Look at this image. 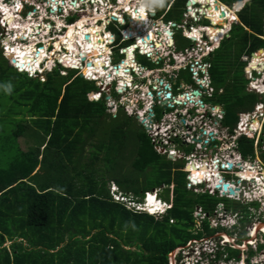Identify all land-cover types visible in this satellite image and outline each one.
I'll list each match as a JSON object with an SVG mask.
<instances>
[{
	"label": "trees",
	"instance_id": "obj_1",
	"mask_svg": "<svg viewBox=\"0 0 264 264\" xmlns=\"http://www.w3.org/2000/svg\"><path fill=\"white\" fill-rule=\"evenodd\" d=\"M154 1L149 0L148 3L152 4ZM219 1L232 6L243 0ZM170 2L163 4L161 13L166 11ZM186 2L187 0L176 2L177 13L179 6ZM196 2L204 5L199 12L207 16L211 22H221L226 26L208 29L214 43L218 33L221 40L225 35L221 32L225 31L228 24L226 20L229 13L224 8L226 5L216 0H213L211 7L207 5V0H196ZM148 8V5L139 1L128 10L132 16V25L126 34L131 33L130 38H137L138 45L142 46V53L148 50L146 42L143 41L146 35L142 36L151 26ZM172 10L167 12V18H173ZM222 11L226 12L224 18L220 17ZM238 18L243 26L234 25L230 36L221 42L220 48L207 60L210 64L208 72L211 85L215 90L210 101L221 105L224 109L223 125L230 127L231 133L238 123L239 113L253 111L260 99L259 95L248 92L247 85L244 86L247 79L245 64L241 59L243 56L251 57L258 52L248 71L264 63V52H259L261 49L264 50V0L247 2L238 13ZM121 22L124 23V20L121 19ZM105 27L106 24L98 27L96 33L89 30L85 34L77 29L68 42L63 43L59 49L61 52L65 46L68 51L63 62L70 67L74 64L83 71L84 76L90 78L95 75L96 79H103L111 68L118 70L116 73L122 78L131 77L130 69L125 70L123 66L114 67L110 61L108 64L105 62L108 57L105 55L106 40L100 35V31ZM198 33L201 35L200 32ZM115 34L119 43L122 39L120 29ZM86 35H89L90 42L85 39ZM189 44L194 43L189 41ZM34 49L36 47L26 49L22 55H11L20 59L21 70L27 68L23 63L29 62L30 66L27 70L34 73L33 67L43 55V49L40 51L36 49L35 56L31 57L32 55L28 53L34 52ZM125 53L127 61L124 62V66L136 68V65H133L136 63L134 49H126ZM116 54L119 55L118 51ZM86 59L90 62L88 66L83 65ZM150 63L151 66H157L153 62ZM61 71L62 67L56 69L54 74L47 75L46 81L32 79L10 66L0 52V101L8 102L9 99L11 106L9 111L0 113V121L10 116L16 125L13 133L9 134L14 141L13 144H5L0 150L2 152L0 154V264H169V255L175 249L186 247L189 242L203 238L201 231L191 232V229L199 227L196 225L194 210L196 207V210L200 208L204 213L203 218L200 219L201 229L204 232L208 225L203 223L210 220L220 204H223L233 216H239L243 226L250 223L251 213L247 205L242 206V203L231 199L219 198L237 202L238 205L232 211L220 200L216 201L215 205L208 204L210 211H205L203 204L195 196L210 193H196L188 188V175L185 189L194 195L192 197L187 194L184 197L186 191L182 189L178 177L189 172L184 170V166L180 167L181 164L169 161L165 155H161L157 144H153V139L143 131L139 136L141 140L137 141L139 157L132 166L135 169L145 170L153 167L155 161L161 162L157 170L160 177L165 176L167 181H163L161 186L154 187L152 191L161 189L163 192L168 191V196L164 193L168 198L170 192L173 193L175 206L169 213L157 216L148 212L129 210L122 203L116 202L107 186L103 188V184L100 183L102 177L98 178L93 173L92 176L87 175L85 172L88 166L95 164V161L98 163L103 160L98 154L100 151L94 156L90 154L88 159L85 157L86 148L91 147L90 142L93 139L91 127L110 126L112 138L120 140L127 137L121 131L137 130L139 126L134 124L132 118L125 113H120L123 111L122 108L119 115L108 113L105 97L98 101H90V93L99 92L96 83L81 76L71 81L62 76ZM184 77L193 81L189 70L182 71L178 79H185ZM121 83L124 90L130 87L127 83ZM191 84L194 85V81ZM114 94L118 95L117 92ZM158 108L161 106L155 108V113ZM162 116L157 115V120ZM22 136L34 138L33 144L29 141L25 142L27 149L18 141ZM135 137L138 138V133ZM239 151L245 160L253 158L254 140L241 137ZM37 166L45 172L44 182L41 180V174L32 177ZM193 169H190L192 172L190 177L194 179V183L199 184V181L208 183L207 176ZM94 179L96 184L93 183L92 187ZM113 181L129 192L140 195V191L123 186L120 179L115 178ZM172 185L174 188L171 191ZM200 187L203 188V185ZM145 192L148 190L141 195L143 196ZM212 197L217 198V195ZM148 203L149 208L158 207L152 195L149 196ZM240 210L242 212H239ZM177 225H181L182 230L177 232L179 234H176V238H172L169 234L175 231ZM210 228H212L211 220ZM7 240L12 242L11 250L4 247ZM218 247L216 261L221 260L222 252L226 251L228 254L232 253L226 257L228 261L232 258L241 260L240 249L235 250L228 245L225 247L218 245ZM259 249L264 250V246L260 245ZM253 255L254 253L251 252V256Z\"/></svg>",
	"mask_w": 264,
	"mask_h": 264
},
{
	"label": "rangeland",
	"instance_id": "obj_2",
	"mask_svg": "<svg viewBox=\"0 0 264 264\" xmlns=\"http://www.w3.org/2000/svg\"><path fill=\"white\" fill-rule=\"evenodd\" d=\"M9 1L12 2V1H16V0H3V1L0 0V4H1V2H4V4H6V6L10 7L9 10L10 9L12 10V9H14V6L9 4ZM38 1H40L42 3H38ZM74 1L75 0H73L72 2H74ZM139 1L145 2V0L129 1L127 4L124 5V7L123 6L119 7L120 2H117V0H116V2H114V0H112L110 5L105 3L106 1H103L100 3L99 0H95V2H94V0H93V2H90L88 0L86 2L80 1V3L77 5V9H78V10H76L77 13L75 12V14H71V16H69V17L66 16L65 19L63 18L62 15H60V17H61V18H59L60 21H57V20H53L52 17H55V16L58 17V15L61 14L64 10L61 12L60 7H59L60 9H58L57 5H54V4L51 5L50 0H25V2H28V3H30V5H32V8L34 6L36 8L37 7L39 8V6L40 7L46 6L49 9L47 12H45V14L47 15V18H48L47 20H45V22H46V24H50V26L47 27L48 30L46 33L49 32L48 34L51 37H48V38L42 40L43 37H46L45 35H43V36L38 37L36 39V41H33V40L32 41L35 43H39V39L42 38L41 39L42 41H40L38 46L40 48L41 47L43 48L45 46V43H48V46H49L48 51H53L56 47L54 54L59 58H64V56L68 55V51L66 50L65 46H63V48H64L62 50L63 52H58V49L60 48V45H62L65 42H68L71 35L74 34L75 31L77 30L75 28L76 29V30L74 29L75 31L73 30L70 32V28L73 27V25L81 22L82 19H85V17H87L90 20L88 22V24H83V25L77 26V27H79L78 30H82L84 32V34L87 33L89 30H93L96 33L98 31V27H102L101 24L103 21L100 19H104L106 17L107 20H109V21H111V19L115 20V22H111V25H109L106 29H102L100 31V33H101L100 35L103 38H105L107 43H109V46L108 45L107 46H108V48H110L111 53H113L111 56H110L111 53H109L108 57L106 58L107 60L105 62L108 64V62H109L108 59L110 57L112 62H113L112 65L114 67L121 68L123 66L125 70L131 69L132 76L129 79L130 82L127 83L128 85H130V87L127 90H124V87L121 83L123 78H121L119 76L115 77L114 80L110 84H106L108 86H105V84H103V82H101V83L96 82V85L99 88V92L97 94H95V99L101 100L105 97L106 98V105L108 107V113L113 114V115H119L120 113H122V114L125 113L127 116L132 118L134 124H138L139 127L137 130L127 129L125 131L124 130L121 131L122 133H125L127 137H123L122 139L119 140V139H113L112 138V136H113L111 133L112 128L110 126L108 128H106V127L102 128V126L97 127V126L93 125V127H91L92 133H93V135H92L93 139H92V142H90L91 147L88 146L86 148L85 157L88 159L90 154L94 156L95 154H97L100 151L98 154H100V157H103V160L101 162H98V163H97V161H95V164L90 166L91 169L88 166V168L85 170V172L87 175L92 176V173H93V175H95L98 178L102 177V181L100 183L103 184V188H104V186H107L109 192H110V190H112V186L116 185L118 188V191H120L123 195H125L126 197H132V199H134L136 203L141 204L144 202V197H148L147 194L150 193V195H152L151 193H152V189H154V187L161 186V183L163 181H165V182L167 181V178L165 176L160 177L161 175H160L159 171L157 170L158 167L160 166L161 162L159 163L158 161H155L153 163V167H148L145 170H142L139 168L135 169L132 166L133 165L132 163L136 162L138 157H139V148H138L137 141L141 140V138L139 137L140 132H142V131L146 132L149 135V137L155 138V130L151 131V130L145 128L146 126H145V124H143L145 120H146V122H148V120H150L149 123H147V125L152 127V128H156V127H162V128L166 127L167 128V125L171 124L170 127H172V128L168 129V134H170L172 130L176 132L173 135V138H175V139H172L169 141L170 144H174V146L170 147L169 151L168 150L163 151L165 156L169 159V161L179 163V164H181L180 167H182L187 162L184 161V159L170 160V158H169L170 153L175 152V154L178 157L183 158L184 154L188 155L192 150L195 151L194 152L195 158H192V161H194L193 163H198L199 165H201L200 163L207 162L209 165H211V158L213 160L216 159V157L213 156L216 153L215 151H214L213 155H211L209 153V148L211 145L204 146L203 144H201V145L193 144L191 146H184L182 144V141H184L183 137H184V134L186 133V131L182 127V125H184V123L181 124L182 122L180 121L181 119L178 117V115H181V114L183 115V113H185V108L179 106V107L171 108L172 109L171 110V109H167V108L162 107L161 104H162V102H164L163 100L165 98V95H159L160 94L159 89H161L162 87H161V85H159L158 81L160 80L159 82H162V84H165V83L168 84L167 82L174 81V83L172 82V84H173V89H174L175 94H179V92L184 91V90H189L190 88L195 89V85H197L198 82H195L193 80L195 82V84L193 85V84H191L193 81L191 82L189 78L184 77L186 80L185 79H178L180 77V73L182 71L181 72H177V71L174 72V71H172V69L168 68L167 65H168V63H170V52L173 54V56L176 54L178 55L180 53H185V55L187 56L188 53H186V50L188 48H195L197 53L201 51L200 53H202L207 58L210 55V54L207 55V51H209L211 49L207 50L206 46H205V48H202L201 44H200V46H199V44H196V43L189 44V41L185 37V36H187V34L186 35L183 34L182 29L180 27L184 26L186 28H191L192 26L200 27V26H207L208 25V26H213L215 28L216 27L225 28L226 26H223V23H221V22H218V23L211 22L212 23L211 24L209 21L206 20V18H202L201 21L198 22V21L192 19L191 17H188L189 13L187 14V17H186L185 15H183L186 12V7L184 6V4L179 6V12L178 13L176 12V6L174 5L175 6L174 7L172 4H170L169 8L167 7L168 9H166V11L164 13H161V11H163V6H161L159 4L154 5V4H151V2L148 3V6H150L149 7V13H148L149 18H150V20L151 19H155V20H154V22L151 21L152 26L149 27L147 32L144 31L142 36H144V34L147 36L148 32H151L150 33L151 37L152 36L154 37V33L155 34L158 33V36H162L161 32L157 31V29H155V26L153 25L154 23L156 24V26H157V24L160 26V24H162L161 21L167 23L170 20L174 19L175 21H173V22H176L178 24L177 25L178 28L174 29V31H175L174 40H175L176 45H177L176 49L173 47V48H171L170 51H164L163 50L164 52H161V53L159 52L160 54L159 53L154 54L157 57H154L152 59L155 60L156 62H159L160 64L157 63V66H151V63H150L151 60L141 54V49H137V46L135 45L137 38H132V40L130 38L129 42H125V40H123V41L121 40L120 45H118L117 44V40H118L117 38L118 37H116V35H115V33H117L118 29L126 28V31H127V28H128V30L130 29V26L132 25V22L130 21L132 19V16L130 15V13H128V14L125 13V15L122 18H121V16H115L112 14L114 9L117 8V10H120L122 13V12H124V9H126L128 11L131 6L133 7L134 4H136ZM163 1H164V4H167L171 0H163ZM181 1H183V0H181ZM25 2L22 1L21 3H23L25 5ZM216 2H218V1H216ZM116 3H118V4L116 5ZM212 3H213V0H208L207 5L211 6ZM4 4L2 5V7H6ZM222 4H225V3L222 2ZM240 4H242V3H240ZM16 5L18 7L20 6L19 3ZM67 5H68V2H67ZM157 5H158V7H157ZM172 6L174 7L172 10V13H171L173 18H167V11H169ZM226 6H224V8L227 10V13H229V17H228L229 22L227 24V28L225 29V31L221 32L222 34H226L228 32L229 27H231V24L234 21L233 16L235 19L236 18V12H238V10L243 7V5L241 7H239V5H238V7L236 5H232V6L226 5ZM93 7H95V10ZM136 7H138V6H136ZM230 7H232V10L230 9ZM119 8H122V9H119ZM15 11H16V9H14V13H15ZM52 11H53V13H52ZM54 12H59V14H56ZM32 13H34V15L24 13V10H23L21 15H20L21 16L20 18H17L16 14H15L14 15L15 16V22L16 23L18 22V24L21 23V24L25 25V24H27L28 21H30L32 19V21L30 23L37 24L38 16L40 15V11L35 9V11L32 10ZM152 13H154V14H152ZM180 14H182V15H180ZM4 15L6 16L5 12L2 11V9H0V16L4 17ZM98 15H102V16L98 18ZM95 18H97V19H95ZM120 19H124L125 23H123V27H121L119 25V23H121ZM3 20L4 21H3L2 25L0 24V52H2L3 55L7 56V54H5L6 51L4 50V44L6 45L5 40H4L5 36L7 34L9 37L12 36L13 34L16 36V33H18V32L22 33L23 30L21 31V30H19L20 29L19 28V29H16L14 31L6 32V27L10 28L11 26L9 25V23H4V22L5 21L11 22V20L8 16H6V18H4ZM63 20H64V22H63ZM98 20H100V23L96 25V22ZM118 20H119V22H118ZM57 22H59L60 24L62 23V26H61L62 28L60 26H58ZM30 25H28V26L30 27ZM63 25L66 26L67 28L63 27ZM235 25H237V23ZM42 28H44V27H42ZM159 28H162V27H159ZM38 29H39V27H37L36 29H32L31 31L32 32L34 30L38 31ZM58 29L61 31L59 32ZM199 29H200L199 31H195L193 34H190V36L195 37L196 39H199L204 34V37H205L204 40L210 41L211 37L210 38L208 37L209 33L204 32L205 30H201V28H199ZM163 30H164V28H163ZM40 31L43 34L42 30H40ZM111 31L115 32V33H113L114 35L108 36L107 33L111 32ZM125 32H124V35H126L127 36L126 38L129 39L131 33L126 34L128 31L126 33ZM198 32H200L201 35ZM46 33H44V34H46ZM23 34H25V33H23ZM109 34H112V33H109ZM59 36H61V37H59ZM165 36H166V38L165 37L163 39L160 38V41L162 39L164 41V44H165V40H169V44L171 43V44H174V46H175V42L173 41V39H170V36L168 35L167 32H166ZM217 36H218V38L215 42V45L212 48H216L220 44L219 33ZM18 40H20V39H18ZM26 40H27V43L28 42H29V44L31 43V39L27 38ZM48 40H50V41H48ZM55 40H59V43H61V44H59V46H57L58 44L55 45ZM143 41H145V38H143ZM157 41H158V39H157ZM3 42H4V44H3ZM162 42L161 43L157 42V43L159 45L160 44L162 45ZM11 45L13 46L14 42H12ZM190 45H194V47H192ZM206 45L209 46V43H206ZM21 46L23 48L25 46V43L24 44L21 43ZM146 46H147V43H146ZM163 47L166 48L167 44L163 45ZM7 48L8 47H6V49ZM126 48H129V49L133 48L134 49V55L136 57V64L137 65L140 64V65L136 66L135 69H133L131 67L124 66V62L127 61L126 60V54L124 53ZM217 49H219V48L214 49L215 50L214 52H216ZM33 51L34 52L28 53V54L32 55L31 57H34L36 54V49H34ZM117 51H118L119 55L116 54ZM155 51L158 52V47L156 48ZM149 52H150V50L148 48V53ZM259 52H262V51L260 50ZM14 55H16V54H14ZM44 57H45V51L43 50L42 58L37 64H40ZM5 58L8 60L9 65L14 67L10 62L11 61L10 58L8 56ZM50 58H52V56H50ZM121 60H124V61L122 62ZM207 60H208V58H207ZM242 60H243V58L241 59V62H242ZM85 61H86L85 65L86 66L89 65V63H90V62H88L89 59H86ZM156 62H155V64H156ZM23 64H25V67H27V69L29 70L30 63L26 62ZM262 64H264V63L262 62L260 65H262ZM35 65L33 67L34 72H35L36 68H38V66H35ZM65 65H66V63H65ZM133 65H135V64H133ZM143 67H145V68H143ZM158 67L163 68V71L156 70V69H158ZM263 67L264 66H262L261 68H263ZM261 68L259 69L260 71H261ZM14 69H16V68L14 67ZM55 69L56 68H54L53 71ZM49 70L52 71V66L49 67ZM135 70H136V72H135ZM148 70H152V71H148ZM54 72H52L51 74H54ZM107 73H108V75L106 76V79L108 78V81L107 82L105 80H103V81L106 83H109L111 78L114 77V75H116V71L111 68V69H108ZM25 74H27V73H25ZM112 74H113V76H112ZM246 74L247 73L245 71V77H246ZM47 75L48 74H46V75L44 74V76H43L45 81L47 80V77H48ZM61 75L72 81L76 77L83 75V72L78 70V69L77 70L73 69L70 66H66V68H62V74ZM182 75L186 76L187 74L186 75L182 74ZM29 77H30V75H29ZM84 77H88V76H84ZM109 77H110V79H109ZM30 78H32V77H30ZM36 78L41 80V81H44V79H41L40 76L39 77H33L32 79H36ZM88 81L94 82L90 79ZM247 84H249L248 80L245 81L244 86H246ZM156 85L159 86L158 91H155L153 89V86H156ZM188 85H190V86H188ZM178 86H180V90H181L179 92L176 91V88ZM197 87H198V85H197ZM119 89L123 90V93L121 92L122 95H120L117 92ZM124 91H126V92H124ZM115 92H117L118 95H115L114 94ZM147 92H150L151 94L150 93L147 94ZM93 95L90 93V95H89L90 101H94ZM9 102H10L9 99H8V102L6 100L0 101V113H3L4 111H9L11 109ZM206 102H208V101H206ZM259 102H264V97L260 96ZM157 106H161V108L157 109V112H156L157 115L158 116L163 115V118L160 120H157V116H156V118L151 116V114L155 113V111H156L155 108ZM121 108L123 109L122 112H120ZM194 110L196 112V116L190 115L192 120L188 123H194L197 126H202L200 120L203 116V111H201L199 114L195 108H194ZM222 112H224V111H222ZM153 118H155V119H153ZM243 119H245L244 116H243ZM152 120H153L154 124L163 121L166 124V126L159 125V126L153 127L154 125L151 122ZM120 122H121V120H120ZM15 126L16 125L12 121L10 116L7 117L6 119H4V121H0V150L2 149V146L5 144H7V145L13 144L14 141L10 138L9 134L13 133ZM135 127H137V125H135ZM212 127L214 129H216L215 132L217 133V135H216L217 139L222 141L223 144H225L226 142H230V138H229V136H230L229 134L231 132L230 127H226L223 125V128H218L216 126V124H213ZM164 130L165 129L163 128L161 130L156 131V135L159 134V136L153 140V141L156 140V142L155 143L153 142V144H157V146H160L161 149H165V146L163 144H166V142L168 141V139L170 137V136L167 138L164 137V135H165ZM137 133H138V138L135 137V135ZM193 134H194L193 136H195V137H202L201 135H203V136L205 135L204 133H202V128L197 129V131H195ZM161 139L166 140V142L164 141V143H162ZM18 141L21 143V145L25 149H27L25 142L29 141V142H32V144H33L34 138L22 136L18 139ZM18 141H16V143ZM217 143L218 142H216L214 144H217ZM219 145H220V142H219ZM224 148H226V147H224ZM229 148L233 149L234 154H236L235 155V158H236V156L239 154H237V152L235 151V147L233 145H229ZM233 151H230V150L224 151V154L229 155V154H232ZM257 151H258V149H257ZM158 152H160L159 148H158ZM1 153L2 152L0 151V154ZM254 158H255V156H253L252 160L247 159L246 161L249 162L248 164H254V162L257 160V158H255V159ZM241 160H242L241 164L244 163V165H245L246 162L244 161V159H241ZM187 161H188V159H187ZM217 163H218L217 161L216 162L214 161L213 164H217ZM213 164L211 166H213ZM189 167H190V169L194 168V164H190L188 166V168ZM186 168H187V165H186ZM188 168H187V170L191 171ZM196 168H198V167H195L193 169L195 172L201 173L203 176L208 177V179H207L208 183H209L210 179H211L210 181H212V180L213 181H219L220 180L219 177H221V176H224V178L226 180H234V181L239 180L238 183H237V181L235 182L236 184H239L240 182H242L240 180L241 178L243 181H248V180L253 181L256 185H257V183L258 184L261 183V179L258 177V174H256L257 172H253V171L243 172V171L237 169L236 171H237V174H239V177L235 178L233 172L227 174L226 171H221V174H219V172H216V169L214 170L213 167H212V170L210 169L211 171L207 167L206 169H202V171L199 172ZM213 171H214V174L212 173ZM187 175H188V173H185V175L180 174L181 179H180V177H178V179L181 180V183H182L181 187L185 191H186L185 184H187ZM115 178H116V180L120 179L121 184H123V186H127V188L140 191V195H135L132 191L129 192V190H127L125 187L119 186L115 181H113V180H115ZM254 179H258V181L254 180ZM127 180H133V181L129 182ZM93 183L96 184L95 179L92 181V187L94 186ZM232 183H234V182H232ZM243 185H246V184L243 183ZM187 187L189 188V186H187ZM173 188H174V185L171 186V191ZM213 188L215 190H217L215 186ZM145 190H148V192H145L144 195L142 196L141 194H143V192ZM193 191L196 193L208 192L211 194L213 190L205 188V185H204L203 188H201V187H199L197 189L193 188ZM107 192H106V194H108ZM179 192H182V191H179ZM164 193L167 196L169 195L168 191L163 192V189L158 190V196L161 194L160 196L164 200H166L167 202H171L170 204H173V208H174L175 198L173 196V193L170 192L169 198L165 197L166 195ZM208 193H206V194H208ZM187 194L191 195V196L194 195L190 191L189 192L186 191V193H184V195L183 194L182 195L185 197V195H187ZM210 194H208V195H210ZM208 195H202V196L196 195L195 196L197 199L200 200V202L203 204V209L207 212L210 211V208L207 205L208 204L215 205L216 201L219 202V200L221 202H225L228 205V206L227 205L226 206L228 207V209L230 211L234 210L236 208V205H238V204H236L237 202H234V201H230L227 199H219L220 198L219 192H215V196L217 195V198L212 197V195H210V196H208ZM247 201L248 200L246 199V202ZM262 201L264 202V199ZM241 205L242 206L247 205V208H249V209L251 208V212L249 211L250 213H252L251 219L249 217L250 223L246 224L245 226H243V224L239 223L238 228L235 229L234 223H237L238 219L235 218V216H232L233 214L230 213L229 217L224 216L223 218H221L222 223L224 225H226L227 228L226 229L220 228L219 227V217L222 214V212H220V214H219V206H218L217 212H215V214L211 215V218H210L212 228L209 229L210 220H206L203 223V225H208L207 229H205V232H204V230L201 229L202 225H201L200 219H202L203 217L198 216L200 214V211H199V209L196 210V208H197L196 207L194 209L196 211V213H195L196 225H199V227H196L195 229H191V232L196 233V232L201 231L203 234V235L201 234L203 238L193 241L192 245L189 247L187 245L186 247H179V248L175 249L169 255V259H170L169 264L171 262H172L171 264H183V262L185 260L184 259L185 254H189L192 258L193 256L196 255L195 253H197L196 251L198 250V248L204 250V249H208V247H210V249L213 248L217 251L216 246L218 247V243L222 244V241L224 242V237L227 238V236L230 237L229 239L231 240L230 241L231 243L235 242L234 245H236V246H234L233 244L231 245L232 247H234L233 249H235V248L241 249L242 244H244L248 239V237L246 235L247 228L254 227L256 223H257V226H260L259 223L264 222V218H263L264 208L260 207L259 204H257L254 207H253V205L249 204V202L246 204L243 203ZM154 207H156V206H154ZM239 212H242V210H240ZM214 220H216V221H214ZM181 230H182L181 225H177L175 228V231L170 232L169 236L172 235V238H176V234H179L177 232H179ZM220 233H223L224 237L221 236L222 234H220ZM222 237H223V239H222ZM227 245L230 246L229 244H227ZM258 245L264 246V240L261 242L259 241ZM238 246H240V247H238ZM133 250H135V248H133ZM235 250H237V249H235ZM251 250L254 251L251 247L247 248L248 252L244 253L245 256L241 255V260L239 262H241L242 259H244V257H247V259H249V258L253 259L257 255V256H259L258 259H253V260L256 262L261 261V264H264V261H263L264 257L261 256L262 254H261L260 250L254 251L253 257L251 256V252H252ZM229 254L231 255L232 253H229ZM229 254L227 251L222 252V254H221L222 259L221 260L216 261V259H217V256H216L212 260V262L209 264H238V260H235L234 258H232V260H229V261L226 259V257L230 256Z\"/></svg>",
	"mask_w": 264,
	"mask_h": 264
},
{
	"label": "built area",
	"instance_id": "obj_3",
	"mask_svg": "<svg viewBox=\"0 0 264 264\" xmlns=\"http://www.w3.org/2000/svg\"><path fill=\"white\" fill-rule=\"evenodd\" d=\"M102 1L103 0H99L100 3ZM147 1L148 0H145V2H144L145 5H148ZM84 2H86V1H84ZM117 2H120V1L117 0ZM1 4H4V2H1ZM199 4H201V3H199ZM4 5L6 6V4H4ZM15 5L16 4H14V5L12 4V6H15ZM202 6L204 7V5H202ZM33 8H34V11H35L36 8L35 7H33ZM93 8L95 10V7H93ZM15 9H16V11H15L14 14H16L17 18H20L21 17L20 15H21V13L23 11V6L20 5V7H16ZM69 9H72V7H70ZM190 9H192V8L190 7ZM38 10L40 11V15L38 16L37 24H42L44 26V28H40L39 27V29L42 30L43 33H46L47 30H48L47 27L50 26V24H46V22H45V20L48 19L47 15L45 14V12H47L49 9L46 6H42V7L39 6ZM76 10H78V9L76 8L73 12L77 13ZM197 10H201V9H194V12L197 14V17H194V19L199 22V21H201L202 18H206V16L203 13H201V12H199ZM125 13L128 14V11L126 9H124V12L121 13V11L120 10L117 11V8H116V9H114L112 14L115 15V16H121V18H122L125 15ZM148 13H149V8H148ZM29 14L34 15V13H32V11ZM63 14H64L63 18H65L66 16L69 17V16H71V14H75V13H71V12L67 11L66 9H64ZM185 16L187 17V14ZM4 18L5 17L1 18V21H0L1 23H3V21H4L3 19ZM235 19H236L235 21L238 20L237 17ZM53 20H55V19H53ZM100 20L103 21L101 26L104 25V24H107L104 29H106L109 25H111V22H115V20H113V19H111V21L107 20L106 17L104 19H100ZM100 20H98L96 22V25L100 23ZM150 21L154 22L153 19H151ZM118 22H119V20H118ZM161 23H162V21H161ZM153 25L155 26V29H157V31L161 32V35H162V36H158V33H156L154 41L148 44V45L152 46L149 49H151L153 55L151 56V53H147L148 50L146 48H145L146 49V53H142L143 51L141 49V54L147 56L151 60H153L152 58L157 57L154 54L159 53V52L155 51V47H159V44L157 42L161 43L163 41L162 39L164 37L166 38V36H165L166 31L165 30L163 31V28H159L158 24H157V26H156L155 23ZM151 26H152V24H151ZM171 26L173 27L174 25L171 23ZM63 27H66V26L63 25ZM176 28H178V27H176ZM180 28L183 30V33H184L185 30H187V28L184 27V26L180 27ZM205 28H207V27H203V28H201V30H204ZM168 29H170L169 26H168ZM190 29L192 31H195V29L193 27H191ZM58 31L60 32L61 30L58 29ZM6 32H10V29L8 27H6ZM229 32L224 37H228L229 36ZM46 34H47V37H45V39L48 38V37H51L48 33H46ZM25 36H27V34H25ZM108 36H111V35L108 34ZM124 36L125 37L123 38V40H125V42H129L130 39L126 38L127 37L126 35H124ZM10 37L7 34L5 36V38H4V40L6 41V40L10 39ZM59 37H61V36H59ZM14 38H16L15 35H14ZM27 38H28V36H27ZM160 38H162L161 41H160ZM189 38L192 39L193 37H189ZM157 39H158V41H157ZM204 39L205 38H204V34H203L201 38L197 39V41L194 42L192 40V42L196 43V44H199V46L201 44L202 48H205V46H206L207 50L211 49L213 46L212 45L211 46H207L206 45L207 42ZM42 40H44V38ZM42 40H39V43ZM57 42H58V40H55V45H56ZM3 44H4V42H3ZM38 44L36 45L37 51L45 49V57L42 59L41 63L38 65V68H36L34 73H31L30 71H28L27 68L24 70V72L29 73L30 76H33V77H39L40 76L41 79H44V77H43L44 75L42 73V71L44 70V67L41 68L42 65H43V62H45V64H54V62L57 60L62 65H64L65 63L63 62V58H59V57H57L54 54L56 48L53 51H48L49 50L48 43H45V46L43 48L42 47L40 48L38 46ZM162 44L163 45L167 44V46H168L167 48H165L164 51H170L171 48H173V47L176 49V46H173V45L169 44V40H165V44H164V41H163ZM106 45L109 46V43H107V41H106ZM190 46L194 47V45H190ZM6 47H8V46L4 44V50L6 51L5 54H7V56L10 55V60H11L10 62L16 68V63H13L12 59H15L17 62H20V59L18 57H16V56L13 58L11 56L13 53H11V54L7 53L8 48L6 49ZM15 47L16 46L13 45L12 48L14 49ZM164 51H160V53L164 52ZM61 52H63V51H61ZM200 52L197 53L195 48H188L186 50V53H188L187 56L185 55V53H180L178 55L176 54V55L173 56V54L170 52V63H168V65H167L168 68L172 69V71H174V72H176V71L177 72H181V71L189 70L190 73L192 74V80H194L195 82H198V84H197L198 87H197V85H195V89L190 88L189 90L181 91L180 90V86H178L176 88V91L177 92L181 91V92H179V94H175L174 89H173V84H172V82L174 83V81H169V82H167L168 84H166V83L162 84V82H159L160 81L159 80L158 83H159V85H161L162 88L159 89V86L156 85V86H153V89L155 91H158V89H159V93H160L159 95H165V98H164L163 101H168L167 105H169V109L175 108V107H179V106L185 108V113H183V115L182 114L178 115V117L181 119L180 120L182 122L181 124L184 123V125H182V127L186 131V133L184 134V137H183L184 141H182V142H184L187 146H191L193 144H197V145L203 144L204 146L211 145L210 148H209V153L211 155H213L214 151L216 152L213 155V156L216 157L215 160H213L210 157L211 158V165L214 163V161L215 162L217 161L219 163V167L216 169V172H219V174H221V171H226L227 174L233 172L234 175H236L237 174V171H236L237 169H239V170H241L243 172L253 171V172H257L256 174H258V177L261 179V184H264V159H263V155H264V102H258L254 106L253 111H251V112H241V113H239V120H238V123L236 125V128L233 130V133L230 132V134H229L230 135L229 136L230 142H226L225 144H223L222 141H220L219 139L216 138L217 137L216 136L217 133L215 132L216 129H214L212 127V125L216 124V126L218 128H223L224 113L222 112L220 107L213 106L212 104H205V103L202 102V98H204V97L212 98L214 93H215V90H214V88L211 85V78H210V75H209V72H208V69L210 68V64L206 61L207 58ZM112 54L113 53H111L110 56ZM257 54L258 53L253 54L251 57L250 56H243L242 57L243 58L242 62L247 63L248 66H249L245 70L246 73H247L246 74V79L249 81L248 92L255 93V94H257V95H259L261 97H264V89H262V86H264V67H263V69L261 71L257 70V69H252L251 71H248V69L250 68V66H251V64H252V62L254 60V57ZM50 56H52V58H50ZM108 60L111 62V64L113 63L110 57H109ZM153 62H156V61L153 60ZM157 63L160 64L159 62H156V64ZM134 64L136 66H138L136 63H134ZM131 68L135 69L134 66L131 67ZM17 69L19 71H23L20 68H17ZM156 70L163 71V68L158 67V69H156ZM148 71H152V70H148ZM130 72H131V69H130ZM135 72H136V70H135ZM85 78L88 79V80L90 79L89 77H85ZM44 81H45V79H44ZM195 82H194V84H195ZM202 82H204L206 84L205 85L200 84ZM188 86H190V85H188ZM128 88H126L125 90H127ZM195 91H199L200 95L199 96L193 95V92H195ZM124 92H126V91H124ZM122 93H123V91H122ZM148 93H150V92H147V94ZM168 93H172L173 94V95L170 96V99H166V95ZM120 95H122V94L120 93ZM175 95H176V97H175ZM176 102H180L181 104L177 105ZM194 108L197 110V112L199 114H200L201 111H203V116H202V118L200 120L202 126H197L194 123H188V122H190L192 120L190 115L196 116V112H195ZM156 116L157 115L154 113L153 117L156 118ZM243 116H244L245 119H243ZM155 118H153V119H155ZM162 118H163V116H162ZM149 121L150 120H148V122H146V120H145L144 124H145L147 129H149L151 131L155 130V138L152 137L153 140L156 139L159 136V134L156 135V131L161 130L163 128L165 129L164 130L165 135L169 137L168 129L172 128V127H170V125H171L170 123H169L170 125H167V128L166 127L162 128V127H156V126H159V125L166 126V124L163 121L154 124L153 120H152L151 122L154 125L153 127H156V128H152V127L147 125V123H149ZM255 121L258 122V127L255 126ZM201 128H202V133H204L205 135L204 136L201 135L202 137L193 136L194 135L193 133L195 131H197V129H201ZM171 133L174 135L176 132L175 131H171ZM244 136L249 138V139L254 140V154H255V158H257V160L254 162V164H248L249 162L246 161L243 158V156L236 150L237 141L241 137H244ZM153 142H156V140L153 141ZM216 142H218V143L214 144ZM219 142H220V145H219ZM229 145H233L235 147V151L240 156L237 155L236 158H235L236 154H234L233 149L229 148ZM224 147H226V148H224ZM257 149H258V151H257ZM229 150L233 151L232 154H229V155L224 154V151H229ZM192 151L187 156V159L189 160L190 164H193L194 161H192V158H195V155H194L195 151H193V152ZM172 153L175 154V152H172ZM241 159H244V161L246 162L245 165H244V163L241 164V162H242ZM249 159L252 160V158H249ZM200 164H201L200 166H204L205 165V166H208L209 170L210 169L212 170V166L209 165L207 162L200 163ZM229 164H233V168L232 169L228 168ZM198 166H199V164H198ZM223 166L226 167V168H224ZM239 166H241V167H239ZM184 170L188 172L187 168L184 169ZM199 170H201V168H199ZM212 173L214 174V171ZM189 174H192V172L190 171ZM219 179H223V184L228 183L230 185V188H232L234 190L239 189L240 192H244V195H245L246 199L248 200L247 203L249 202V204L253 205V207L256 206L257 204H259L260 207L264 208V202L262 201L264 199V188H261L260 184L257 183V185H256L253 181H250V180L243 181L242 178L240 179L242 182H240L239 184L235 183L236 181L238 183L239 180H236V181H234V180H226L222 176L219 177ZM254 180H256V179H254ZM232 182H234V183H232ZM243 183H245L246 185H243ZM202 184H208V183L203 182V181H199V184H196V183H194L193 179H191V177L188 176V186H189L190 189H193V188L197 189ZM209 185H208V187H209ZM209 188H211V187H209ZM212 190L213 191H212L211 195L215 196V192H219L220 198H227V199H231V200H234V201H239L240 200L239 197H235V196L230 195L229 193H225V191L223 189L222 190H218V189L214 190V189H212ZM223 194H225V195H223ZM220 205H221V208L219 210V214H220V212H222V214L219 217V227L223 228V229H226L227 227H226V225H224L222 223V219L221 218H223L224 216H228L229 217L230 213L225 209L223 204H220ZM199 211H200V214L198 216H201V217L204 216V213H203L202 209L199 208ZM249 211L251 212V208H250ZM234 216H235V218L240 219L239 216H237V215H234ZM251 216H252V213L250 214V219H251ZM263 218H264V216H263ZM214 221H216V220H214ZM259 225H264V222H260ZM257 228H258L257 223L255 224L254 227L247 228L246 235H247L248 239L241 246L242 255H244V253L248 252L247 248H250V247L254 251H258L259 250V246L260 245H258V243H259V241L261 242V241L264 240V228L261 227L259 230H257ZM222 236L224 237V235H222ZM223 237H222V239H223ZM226 241H227V238L224 237V242L222 241L221 245L225 247V246H227V244H230V245L233 244L234 245V243H235V242L231 243L230 241L229 242L228 241L226 242ZM192 243H193V241L189 242L187 244L188 247L191 246ZM234 246H236V245H234ZM238 247H240V246H238ZM232 248H234V247H232ZM216 249L218 251V248H216ZM235 249H240V248H235ZM203 251L208 252V253L211 254V256L213 257V258H211V261L216 257L217 251L215 249H213V248L210 249V247H208V249L202 250V249L198 248V250L196 251L197 253H195L196 255L193 256L192 258H191V256L189 254H185V256H184L185 260H184L183 264H200V262H201L200 255L202 254ZM254 251H252V252H254ZM263 255H264V252H263ZM244 259H247V257H245ZM204 264H207V263L205 262ZM252 264H258V263L256 261L252 260Z\"/></svg>",
	"mask_w": 264,
	"mask_h": 264
},
{
	"label": "clouds",
	"instance_id": "obj_4",
	"mask_svg": "<svg viewBox=\"0 0 264 264\" xmlns=\"http://www.w3.org/2000/svg\"><path fill=\"white\" fill-rule=\"evenodd\" d=\"M179 0H171V2L169 3V6H170V4H172L173 6L176 4V2H178ZM191 0H187V2L184 4V6L186 7V12L183 14V15H186V14H188L189 13V17H191L192 19H194V17H197V14L194 12V9H201L202 8V4H199L200 2H197L195 5H187V3L188 2H190ZM250 1V0H249ZM248 1V2H249ZM218 2H221V1H219L218 0ZM243 1H241V2H236L235 4H233V5H238V3H242ZM247 3V2H246ZM152 4H154V5H156V4H159V5H161V0H158V1H156V2H153ZM164 4V1L162 0V5ZM21 5L23 6V4L21 3ZM27 5H29L28 3H27ZM246 5V4H245ZM244 5V6H245ZM32 6V5H31ZM169 6H168V8H169ZM173 6L171 7V9H173ZM207 6V5H206ZM211 6H212V4H211ZM211 6H209V7H211ZM243 6V7H244ZM190 7L192 8V9H190ZM243 7L241 8V9H239L238 10V12H236V17H237V21H235L236 19H234V22H233V24H232V26L233 25H235L236 23L238 24L239 22H240V20H239V18H238V13L243 9ZM167 8V9H168ZM170 9V10H171ZM230 9L232 10V7H230ZM169 10V11H170ZM169 11H167V12H169ZM191 13V14H190ZM196 14V16H195V14ZM3 16H0V21H1V18H2ZM153 20H155V19H153ZM195 20V19H194ZM206 20H207V17H206ZM208 21V20H207ZM171 23L174 25L173 27L171 26ZM0 24L2 25V23L0 22ZM170 24V25H169ZM178 24L176 23V22H173V21H169V22H167V23H165V22H163L162 21V28H164V30L165 31H168V32H171L172 33V35L170 36L172 39H173V41L175 42V40H174V37H175V31H174V29H177L176 27H178L177 26ZM180 25V24H179ZM168 26L170 27V29L172 30H169L168 29ZM194 29H195V31H199L200 29V27L201 28H203V27H206V26H200V27H195V26H192ZM173 28V29H172ZM122 30V31H121ZM126 31V28H122V29H120V33H121V36H122V41H123V38L125 37L124 36V32ZM195 31H192L190 28H187V30H185L184 31V33L185 32H188V34L190 35V34H193ZM204 32H206V31H204ZM109 33H112V34H110L111 36H113L114 34H113V32L111 31V32H109ZM109 33H107V34H109ZM182 33H183V30H182ZM183 33V34H184ZM186 37V39L188 40V41H191L192 42V39H190L189 37H191V36H185ZM208 37L210 38V36L208 35ZM229 37V36H228ZM227 37V38H228ZM194 38V37H193ZM226 37H224L223 38V40L225 39ZM222 40V41H223ZM195 41H197V39L195 40ZM194 41V42H195ZM121 42V41H120ZM120 42L118 43L117 42V44L118 45H120ZM176 43V42H175ZM209 44L210 45H212V46H214L215 45V43H214V41L212 40V38H210V41H209ZM174 46V45H173ZM175 46H176V44H175ZM220 48V47H219ZM261 50H263V49H261ZM214 51L215 50H212L209 54L211 55L212 53H214ZM260 51V50H259ZM264 51V50H263ZM257 53V52H256ZM256 53H254V54H256ZM210 55L207 57V58H209L210 57ZM5 57H7L6 55H4ZM143 56H145V55H143ZM145 57H147V56H145ZM148 58V57H147ZM148 59H150V58H148ZM151 60V59H150ZM122 62L124 61V60H121ZM151 62H153V60H151ZM153 63H155V62H153ZM52 66V71H50L49 70V67H51ZM44 67V70L42 71V73H43V75L45 74H51L52 72H54L56 69H58V68H60V67H62V68H66L64 65H62V64H60L57 60L54 62V64H45V62H43V65H42V67L41 68H43ZM247 67H249V66H247ZM18 67H16V69H17ZM54 68H56L54 71H53V69ZM143 68H145V67H143ZM18 70V69H17ZM79 70V69H78ZM18 72H21V73H27V72H24V71H19L18 70ZM62 72V71H61ZM39 73V72H38ZM41 73V72H40ZM27 75L29 76L30 74L29 73H27ZM30 77H32L33 78V76H30ZM84 77V76H83ZM85 78V77H84ZM86 79V78H85ZM86 80H88V79H86ZM104 84V83H103ZM105 86H108V85H106L105 84ZM9 88L11 87L10 85L8 86ZM123 91V90H122ZM118 92V91H117ZM199 92V91H198ZM200 93V92H199ZM92 95L94 94V101L96 100L95 99V94H97V93H94V92H92L91 93ZM101 94V93H100ZM120 94V93H119ZM168 94H170V95H173L172 93H168ZM175 97H176V95H175ZM205 99L206 98H202V102L203 103H205V104H208L206 101H205ZM96 101H98V100H96ZM178 105V104H177ZM165 108V107H164ZM221 109H222V111H224V109L222 108V106L220 107ZM167 109H169V108H167ZM172 110V109H171ZM224 113V115H225V112H223ZM146 128V127H145ZM236 128V127H235ZM173 131V130H172ZM161 135V134H160ZM170 137H169V139H168V141L166 142V140H164V139H161L162 140V143H164V141L166 142V144H163L164 146H165V149H161V147L160 146H158V148H159V150H160V154L161 155H165L164 154V152L163 151H166V150H168L169 151V148L170 147H173L174 146V144H170V140H172V139H175V138H173V134L172 133H170V134H168ZM164 137H168V136H166V135H164ZM155 143V142H154ZM182 144L184 145V146H187L184 142H182ZM163 146V147H164ZM168 147V148H167ZM157 148V149H158ZM167 148V149H166ZM170 153V152H169ZM190 154V153H189ZM188 154V155H189ZM170 155H173V157L175 158V159H170V160H178V159H184V161H186L187 163L184 165V169H186V165L188 166V165H190V162H189V160L187 161V156L188 155H186V154H184V157L183 158H181V157H178L176 154H173L172 152L170 153ZM169 155V156H170ZM193 164H195V163H193ZM188 172H190V171H188ZM188 176H191V174H188ZM235 176V175H234ZM222 177H224V176H222ZM236 178V177H235ZM203 186L205 185V188H208V189H211V188H209L208 187V184H202ZM110 194H111V196L113 197V199L116 201V202H118V203H122L123 205H125L129 210H134L135 212H148V213H150V214H152V215H157V216H163V215H165V214H167L171 209H172V207H173V204H170L171 202H167L166 200H164L160 195V197L158 196V190H153L152 191V197L154 198V203L158 206V207H160V209H158L156 212H152L151 210H152V208H149V203H148V199H149V196H150V193L149 194H147V196L148 197H144V202L143 203H141V204H138V203H136L135 202V200L134 199H132V197H126L125 195H123L120 191H118V188H117V186L116 185H114V186H112V190H110ZM239 223H240V219H238V222L237 223H234L235 225H234V227H235V229H236V226H237V228H238V226H239ZM247 233V232H246ZM218 245L221 247L222 245L220 244V243H218ZM230 245V244H229ZM231 246V245H230ZM222 247H224V246H222ZM216 248H219V247H217L216 246ZM219 250V249H218ZM241 250V249H240ZM260 250V249H259ZM242 251V250H241ZM264 252V250H260V252H261V256L262 257H264V255H263V252ZM217 253H218V251H217ZM217 253H216V255H217ZM244 256H245V254H244ZM257 256V255H256ZM255 256V258H253V259H258V257L259 256H257L256 257ZM200 257H201V262H200V264H204L205 262L207 263V264H209V263H211L212 261H211V258H212V256H211V254L210 253H208V252H205V251H203L202 252V254L200 255ZM253 257V256H252ZM245 258V257H244ZM253 259H242V261L241 262H239L238 261V264H252V260ZM263 261H264V259H263ZM258 264H261V261L260 262H257Z\"/></svg>",
	"mask_w": 264,
	"mask_h": 264
},
{
	"label": "bare ground",
	"instance_id": "obj_5",
	"mask_svg": "<svg viewBox=\"0 0 264 264\" xmlns=\"http://www.w3.org/2000/svg\"><path fill=\"white\" fill-rule=\"evenodd\" d=\"M68 2V5H67V2ZM72 1L73 0H53V2L50 0V4L52 5V4H54V5H57V7H58V9H59V7L61 8V11L62 10H64V9H66L67 11H69V12H71V13H75V12H73L76 8H77V5H72ZM80 1H83V0H78V2H80ZM86 1V0H85ZM129 1H132V0H120V6L119 7H124V5L125 4H127ZM133 1H135V0H133ZM137 1V0H136ZM208 1V0H207ZM216 1H218V0H216ZM94 2H95V0H94ZM103 2V1H102ZM2 5L3 4H0V9H2V11H4L5 12V14H6V16H8L9 18H10V20H11V22L9 21V22H4V23H9V25L11 26L9 29H10V31H14V30H16V29H19V30H23V32L22 33H16V38H14V35H12L11 37H10V39H8V40H6L5 41V43H6V45L8 46V51H7V53H13V54H18V55H22L23 54V52L26 50V49H28V48H34V47H36V45L38 44V43H35V42H33V41H36V39L38 38V37H40V36H43V35H45L46 37H47V34H42L41 33V31L38 29V31L37 30H34L33 32L31 31L32 29H36L37 27H40V28H42V27H44V26H42V24H34V23H30L31 21H32V19L30 20V21H28L27 22V24H21V23H19L18 24V22L16 23L15 22V14H14V9L16 8L15 6H14V9H10L9 10V8L10 7H8V6H6V7H2ZM12 5V4H11ZM14 5V4H13ZM223 5H225V4H223ZM238 5H239V7H241L242 5L244 6V3L242 2V4H240V3H238ZM238 5H237V7H238ZM18 7V6H17ZM35 7V6H34ZM70 7H72V9H69ZM227 7V6H226ZM36 8V7H35ZM119 9H122V8H119ZM241 9V8H240ZM36 10H38L37 8H36ZM119 11V10H118ZM197 11H199V10H197ZM52 13H53V11H52ZM54 13H56V14H59V12H54ZM142 13H144V11H142ZM55 15V14H54ZM6 16L4 15V17L6 18ZM60 14L58 15V17L57 16H55V17H52L53 19H55V20H57V21H60ZM102 15H98V18L99 17H101ZM196 16V15H195ZM31 18V17H30ZM95 19H97V18H95ZM207 19H209L208 17H207ZM233 20H234V16H233ZM90 20H89V18H87V17H85V19H82L81 20V22H79V23H77V24H75V25H73V27H71L70 28V32L71 31H73L75 28L76 29H79V27H77V26H79V25H83V24H88V22H89ZM226 21H228L229 22V20L227 19ZM34 22V21H33ZM31 24V25H30ZM57 24H58V26H62V23L60 24L59 22H57ZM232 24H233V22H232ZM232 24H231V27H229V29H228V32L231 30V28H232ZM28 25H30V27L28 26ZM162 24H160V26L158 25V27H162L161 26ZM69 27V26H68ZM62 28V27H61ZM81 28V27H80ZM210 28H215V27H213V26H209V27H207V28H205L204 30L206 31V32H208V29H210ZM218 27H216V29H217ZM75 29V30H76ZM68 30V29H67ZM74 30V31H75ZM169 30H171V29H169ZM50 31V30H49ZM93 31V30H92ZM127 31H128V28H127ZM126 31V32H127ZM164 31V30H163ZM172 31V30H171ZM65 32V31H64ZM125 32V33H126ZM167 33H168V31H166ZM227 32V33H228ZM23 33H25V34H27V36H28V39H31V43L29 44V42L27 43V36H25V34H23ZM49 33V32H48ZM74 33V32H73ZM150 33L151 32H148L147 33V36L145 37V41H146V43H147V47L148 48H150V47H152L151 45H148V43H151V42H153L154 41V38H155V33H154V37L152 36H150ZM169 33H171V32H169ZM216 33H218V31H216ZM226 33V34H227ZM185 35L187 34V36H190L189 34H188V32H185L184 33ZM208 34V33H207ZM226 34L224 35V36H226ZM169 35V34H168ZM209 35V34H208ZM224 36L222 37V39L220 40V44H219V46L218 47H216V48H219L220 47V45H221V42H222V40H223V38H224ZM147 37H149V40L147 39ZM212 37H214V33H212ZM18 38L20 39V40H18ZM44 39H45V37H43ZM42 39V38H41ZM41 39H39V40H41ZM129 39H130V37H129ZM170 39H172L171 37H170ZM33 40V41H32ZM131 40H132V38H131ZM48 41H50V40H48ZM12 42H14V45L16 46L14 49L12 48L13 46L11 45V43ZM88 42H90V40H88ZM96 42H98V40H96ZM100 42H102V40H100ZM21 43H25V46L22 48V46H21ZM58 44V45H57ZM59 44H61V43H59V40H58V42L56 43V45L57 46H59ZM139 44V41L138 40H136V43H135V45L137 46V49H141V47H140V45H138ZM39 45V44H38ZM170 45H174V44H171L170 43ZM82 46H86V44H82ZM60 47H61V45H60ZM168 47V46H167ZM166 47V48H167ZM56 48V47H55ZM156 48L157 47H155V50H156ZM164 48V49H163ZM216 48H211V50H209L208 52H207V55H209V53L212 51V50H214V49H216ZM60 49V48H59ZM59 49H58V52H59ZM126 49H128L129 50V48H126ZM44 51H45V49H43ZM150 50V52L149 53H151V56L153 55L152 54V51H151V49H149ZM163 50H165V47H163V44L161 45H159V47H158V52H160V51H163ZM111 52V50H110V48H108V46L106 45V52H105V55H109V53ZM262 52H264V51H262ZM125 53V52H124ZM39 54V53H38ZM126 54V53H125ZM160 54V53H159ZM38 56V55H37ZM126 60H127V56H126ZM85 61V60H84ZM254 61V60H253ZM86 62V61H85ZM85 62L83 63V65H85ZM253 63V62H252ZM39 64H36L35 66H38ZM74 66V64H72V67ZM86 66V65H85ZM88 66V65H87ZM251 66H252V64H251ZM250 66V67H251ZM262 66H264V64H262V65H258L257 66V68H253V69H257V70H259L260 69V67H262ZM71 67V68H72ZM79 69V68H78ZM80 71H82L81 69H79ZM252 70V69H251ZM83 72V71H82ZM116 72H118V70H116ZM83 75H84V73H83ZM107 75H108V73H107ZM112 76H113V74H112ZM119 75H117V73H116V75H114V77H112L111 78V80H110V82L109 83H106L107 81H108V78L106 79V77H104V79H96V77H95V75H94V77H92V78H90L92 81H94L95 83L96 82H98V83H101V82H103L104 84H110L113 80H114V78L115 77H118ZM131 76H132V73H131ZM120 77V76H119ZM122 78V77H121ZM109 79H110V77H109ZM130 77H126V78H123V80L121 81V82H124V83H129L130 82ZM103 80H105L106 82H104ZM200 84H203V85H205L206 83H204V82H202V83H200ZM262 89H264V86H262ZM94 96V95H93ZM150 96V95H149ZM148 102V101H147ZM148 112V111H147ZM144 116V115H143ZM143 118V117H142ZM255 126L256 127H258V122L257 121H255ZM204 163V162H203ZM197 165V166H196ZM218 166H219V163H217V164H213V169L215 170V169H217L218 168ZM194 167H198V168H196V169H199V168H201V170L200 171H202V169H206L208 166H198V163H195L194 164ZM239 167H241V166H239ZM226 168V167H225ZM211 180V179H210ZM209 180V183H208V185H209V187H211V189H214L213 187L215 186L216 187V185L217 184H219V181H210ZM256 181H258V179H256ZM222 184H223V182H222ZM260 185H261V188H264V184H261L260 183ZM215 190V189H214ZM222 190V189H221ZM235 191H237V193H240V191H239V189H236ZM225 193H229V191H225ZM223 195H225V194H223ZM158 209H160V207H152V212H156ZM261 227H263L264 228V225H260V226H258V228H257V230H259ZM230 237H228L227 236V241L229 242V241H231L230 239H229Z\"/></svg>",
	"mask_w": 264,
	"mask_h": 264
},
{
	"label": "water",
	"instance_id": "obj_6",
	"mask_svg": "<svg viewBox=\"0 0 264 264\" xmlns=\"http://www.w3.org/2000/svg\"><path fill=\"white\" fill-rule=\"evenodd\" d=\"M83 1H85V0H83ZM248 1H249V0H243L244 5H245L246 2H248ZM196 3H197L196 0H191L190 2L187 3V5H190V4L195 5ZM73 5H75V4L73 3ZM152 14H154V13H152ZM220 14H221L220 17H222V18L226 17V12L222 11ZM130 21L132 22V19H131ZM168 34H169V36L172 35V33H169V32H168ZM85 39L89 40V39H90L89 35H86V36H85ZM147 39L149 40V37H147ZM192 40L195 41L196 38L194 37V38H192ZM261 51H263V50H261ZM37 55H38V53H37ZM8 57L10 58V55H9ZM12 61H13V63H16V67H18V68L21 67V68H22L20 62H17L15 59H12ZM64 66L66 67L65 64H64ZM72 68L77 70L79 67H77V66H73ZM80 76L83 77V75H80ZM166 88H167V87H166ZM121 92H122V89H119V90H118V93H121ZM193 95H195V96H199L200 93H199L198 91H195V92H193ZM170 96H171L170 94H167V95H166V99H170ZM167 104H168V101H164V102H162L161 106H162V107H165V108H168L169 105H167ZM176 104L180 105L181 103H180V102H176ZM151 116H153V114H151ZM143 124H144V123H143ZM169 158H170V159H175V158L173 157V155H170ZM188 166H189V165H188ZM188 166H187V168H188ZM223 167H224V166H223ZM194 168H195V167H194ZM228 168H229V169H232V168H233V164H229V165H228ZM235 177L238 178V177H239V174H236ZM193 181H194V179H193ZM222 182H223V179H220V180H219V184L216 185V189H218V190L223 189L224 191H229V194H230V195L235 196V197H239L242 203H245V204L247 203V202H246V197H245V195H244V192L237 193V191H235L234 189L230 188V185H229L228 183H225V184L222 185ZM220 208H221V205H219V210H220Z\"/></svg>",
	"mask_w": 264,
	"mask_h": 264
},
{
	"label": "flooded vegetation",
	"instance_id": "obj_7",
	"mask_svg": "<svg viewBox=\"0 0 264 264\" xmlns=\"http://www.w3.org/2000/svg\"><path fill=\"white\" fill-rule=\"evenodd\" d=\"M22 1H24L25 2V0H16V1H9V4H20L21 5V2ZM52 2H53V0H51ZM87 1V0H86ZM88 1H90V2H93V0H88ZM103 1H106L105 3H107L108 5H110L111 4V1L112 0H103ZM157 0H155L154 2H156ZM114 2H116V0H114ZM38 3H42V2H40V1H38ZM73 3L75 4V5H78L79 4V2H78V0H75L74 2H72V5H73ZM23 4V3H22ZM29 5H27V2H25V5L23 4V10H24V13H30L32 10L34 11V8H32V6L30 5V3H28ZM118 3H116V5H117ZM74 5V6H75ZM16 7H17V5H15ZM20 7V6H19ZM172 10V9H171ZM118 11V10H117ZM61 13V12H60ZM60 15H62V16H64V14H63V12L60 14ZM110 15V14H109ZM60 17V16H59ZM61 18V17H60ZM65 19V18H64ZM210 23H211V20L210 19H207ZM63 22H64V20H63ZM212 24V23H211ZM119 25L121 26V27H123V23L121 22V23H119ZM206 27H209V26H206ZM122 31V30H121ZM113 33H115V32H113ZM116 35V34H115ZM116 37H117V35H116ZM247 89H248V84H247ZM241 139V138H240ZM239 139V140H240ZM239 140L237 141V147H236V150L240 153V151H239ZM168 148V147H167ZM166 148V149H167ZM211 171V170H210ZM238 202H240V203H242L240 200L238 201ZM243 204V203H242ZM240 208H238V210H239ZM250 210V209H249Z\"/></svg>",
	"mask_w": 264,
	"mask_h": 264
},
{
	"label": "crops",
	"instance_id": "obj_8",
	"mask_svg": "<svg viewBox=\"0 0 264 264\" xmlns=\"http://www.w3.org/2000/svg\"><path fill=\"white\" fill-rule=\"evenodd\" d=\"M219 3H221L222 4V2H219ZM175 21V20H174ZM239 24L240 25H242V23H241V21L239 22ZM234 26V25H233ZM233 26H232V28H231V30H230V32H229V36H230V33H231V31H232V29H233ZM243 26V25H242ZM246 30H248L247 28H245ZM205 38V37H204ZM207 43H209V40H205ZM209 46H211L210 44H209ZM218 50V49H217ZM211 56V55H210ZM247 56V55H246ZM210 58V57H209ZM244 63V62H243ZM245 64V70L247 69V66H248V64L247 63H244ZM104 79V78H103ZM204 98H206L205 99V101H208L207 103L208 104H212L213 106H216V107H221V105H219V104H215V103H213V102H211L210 101V97H204ZM23 148V147H22ZM24 149V148H23ZM39 174H41V180L44 182V176H45V172L44 171H41V167L40 166H37V168L35 169V171H34V173H33V176L32 177H35V175L37 176V175H39ZM224 233V232H223ZM223 233H220V234H222L223 235ZM221 235V236H222ZM11 245H12V242L11 241H8L7 240V242L4 244V247H7L9 250H11L12 249V247H11Z\"/></svg>",
	"mask_w": 264,
	"mask_h": 264
},
{
	"label": "snow or ice",
	"instance_id": "obj_9",
	"mask_svg": "<svg viewBox=\"0 0 264 264\" xmlns=\"http://www.w3.org/2000/svg\"><path fill=\"white\" fill-rule=\"evenodd\" d=\"M161 6H163V5H162V0H161Z\"/></svg>",
	"mask_w": 264,
	"mask_h": 264
}]
</instances>
